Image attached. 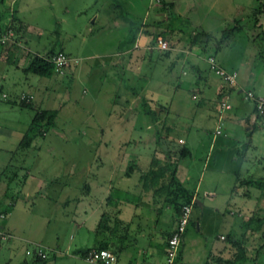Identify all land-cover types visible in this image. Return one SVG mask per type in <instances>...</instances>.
I'll return each mask as SVG.
<instances>
[{
    "label": "rangeland",
    "instance_id": "1",
    "mask_svg": "<svg viewBox=\"0 0 264 264\" xmlns=\"http://www.w3.org/2000/svg\"><path fill=\"white\" fill-rule=\"evenodd\" d=\"M163 1L169 2L170 0ZM174 1H176L177 10L180 11L179 14L173 8L162 10L160 0H15L13 8H11V10H14L10 11V14L16 16L27 26L21 38V46L19 47L21 51L25 48L32 52L36 51L40 54H45L62 49L69 57L76 58L91 54L90 57L92 58L88 62L90 63L91 71H93V74L91 73L92 77L94 80L101 82L99 87L104 88V91L110 86L108 81L111 76L107 70L108 68L103 63H109L107 56L116 50L117 41L123 39V43L126 40L128 42L131 36L127 28L128 25H138L147 30L156 27L162 29L164 28L163 26H166L170 31H173L174 37H181L180 39H187L192 31L198 32L206 29L214 36L212 38L214 45L223 30L228 35L227 39L218 48L210 49L215 62H219L222 65L220 67L227 72L234 70L237 82L248 81L247 85L244 84L247 87L245 89H250L252 86L257 95L264 96V0ZM259 3L262 4L259 5V9L262 11L257 13L256 8H258ZM7 7V0H0V13L1 15H7L5 26L12 25L11 15L9 13L6 14L8 12ZM161 10L165 12V15L168 11L165 21L163 19L164 16L162 17V14H160ZM93 15H96V18L92 22ZM13 24L16 25L15 23ZM15 36L17 34H14L12 38ZM147 40L148 42L143 49V56L139 61L131 65V68H138L140 75L138 77L137 75L134 77L129 75L128 80H126V75H124L123 83H128L130 91L136 92L140 87L144 88L145 93L148 92L149 94L144 93V98L151 97L149 106L153 110L156 106V89L170 97L171 105L167 114V121L175 123L170 126L169 130V135L173 139L171 142L178 145L174 136L186 134L189 143L185 142L184 145L189 148L190 152L182 159L185 164L192 166L190 170L192 171V176H194L191 181L195 183L198 173L200 176L203 174V177H206V170L202 166L200 167V163L202 164L206 154H213V150L216 148V146L207 148L208 140L211 136V111L217 102L214 96V87L213 85L207 86L196 99H190L189 92L192 84L189 85L185 80H181L175 88L171 83L174 81L173 75L163 71L161 68L162 66L166 67L168 59L162 54L163 51L156 46L155 42L150 43L149 34L147 35ZM128 44L131 47V42ZM170 45L174 47V43ZM2 47H5V45H2ZM21 47L23 48L21 49ZM147 47L152 50L149 52ZM156 49L158 51L161 50V53L157 52ZM1 65L0 183L3 181L8 184V189L6 188L7 196L13 190L12 186L15 183L14 181H16L15 179L9 180V178L15 173L19 180L22 177L21 175H23L21 167L37 170L43 177L49 175L46 178L49 181L53 179L51 175L54 174L57 178L53 182L61 181L60 178H64L63 180L67 183L76 181L74 179L75 172L65 173V169L66 171L68 169L76 171L78 167H82L85 162L89 161L94 152L102 151V148L96 146L94 142H87L82 139L83 134L94 132V128H100L103 133H111L114 137L117 136L116 134H121L120 136H122V134L128 133L132 138H138L135 142L131 139L126 142L124 149L129 154L136 155L139 163L145 160L146 153L151 152L153 148L162 149L163 143H159L158 138L160 136L158 135L163 134V130L159 131L156 124H150L149 128H147L146 123L150 120L147 114L144 115L145 121L140 122L141 120H139L134 124L133 128L125 123L126 120H122L123 123L121 122L117 125L108 123L111 119L109 120V117L107 118L105 114L108 111L117 112L118 109L110 105L107 91L102 92V90H99V92H94L91 82L93 79L88 78L84 81L83 79H78L75 81V79L70 78V75H63V72L61 73L62 75L54 73L59 75L56 79L60 80V85L52 86L54 89H51L49 93L54 94L55 97L54 100H50V104H47L50 106H46L38 102L39 96L42 94L41 86L44 79L29 73L26 80H16L15 71H13L11 64L5 63V67L2 70ZM85 68L86 65L80 71L81 76ZM18 72L22 74L21 71ZM177 73H179V69H177ZM185 76L180 75L179 78L182 79ZM209 76L215 81L222 80L212 70H209ZM13 80L15 83L10 88L7 83ZM133 87H135V90H133ZM28 90L32 92L30 94V105H19L18 96L20 94H29L26 92ZM57 103H61L62 106L59 108L52 126L46 128L43 133L35 132L34 141L28 148L17 146V141L13 135L21 128L27 130L35 109H41L44 106L54 108ZM231 121L230 118H225L226 125ZM223 122L220 124V131L226 133L224 130L226 125ZM258 132L262 139L261 145L257 147V159L259 161L247 155L242 160L240 154L244 153V151L240 149V146H235L237 154H239L238 161L229 158L230 149H226L227 151L223 153L220 159L223 160V168L236 165L240 169V177L246 176L248 172H245V170L253 174L258 173L257 170H260V167L264 165V127L259 128ZM156 135L158 138H156ZM171 142L164 143V148H167L166 145L169 147ZM111 143L112 146L106 149L113 150L116 153L117 151L115 150H119L116 146L117 142L113 141ZM174 144H171L170 147H174ZM132 160L134 161L133 158ZM170 160H174L172 154H170ZM216 161L217 157L214 158V163ZM76 186V183L70 184L66 187L65 192L73 195L77 191ZM241 190L243 191V188ZM213 191L214 196L216 195L215 193L229 192L225 187ZM198 193V195L202 194L201 191ZM33 198L32 200L30 199L32 202L27 204L28 213L26 214L25 226L17 227L20 233L33 234L46 239L49 238L50 234H57L59 232L58 229L65 231L66 237L72 234L67 230L68 223L73 219L74 209H76L70 202L71 200L65 205L64 203L50 205L45 200ZM216 198H219L218 194ZM201 201L205 206V210L203 219L200 220V231L203 230L209 233L206 237L200 235L198 239L205 240L203 242L207 243V245L210 242L221 244L224 241L218 239V235L223 232L222 224L225 216L214 213V202L203 199ZM192 203L190 204V209ZM12 205L13 203L6 204L0 194V212L3 213L0 221H5L6 213ZM219 211V213L225 215V212ZM188 215L189 221V217L192 214ZM17 219L16 224L19 226L21 224H19L20 219ZM188 221L182 234L184 232L185 235L189 234V232L192 234V232L196 231L195 224L193 225ZM193 221H196V218H193ZM63 224L64 226H62ZM236 224L238 225L237 218L235 219ZM5 240H1L0 264L30 263V260L34 257L31 255L33 244L29 242L22 243L23 249L26 248L30 252L26 254L23 253V249L20 250L19 248L18 250V247L13 252ZM38 247V245H35V248ZM252 252L249 254L250 257L240 260L238 264H264V250L260 251L255 258ZM51 258L52 254L49 253L47 260ZM209 259V264H218L215 262V254L211 253L208 256ZM177 264L185 263L181 261ZM189 264L196 263L193 261Z\"/></svg>",
    "mask_w": 264,
    "mask_h": 264
},
{
    "label": "crops",
    "instance_id": "2",
    "mask_svg": "<svg viewBox=\"0 0 264 264\" xmlns=\"http://www.w3.org/2000/svg\"><path fill=\"white\" fill-rule=\"evenodd\" d=\"M14 2L15 0H7L8 12L6 14H10V11L14 10H11ZM169 2H171V8L179 14L180 11L177 10L176 1L170 0ZM160 14H162V17L164 16L163 19L165 21L167 19L165 12L161 10ZM11 17L12 23H15L19 30L15 33L17 36L12 38L5 47L1 46L0 48L1 70L5 67V63H9L13 67V71H15L16 80H26L30 72H25L23 68L29 58L33 54H43L36 51L32 52L23 47H21V49L23 48L22 51L20 50L21 38L27 26L16 16L11 15ZM6 18L7 15H1L0 13V30L4 28ZM95 18L96 15H93L91 21L93 22ZM163 27L162 29L164 30L167 28L166 26ZM144 30V27H138L136 37L131 42V47L127 40L124 43L123 39L117 41L116 50L107 56L109 63L104 62L103 64L108 68L111 78L108 81L110 86L107 85L109 88L105 91L104 88L99 87L101 82L94 80L92 77L93 71H91V66L88 62L92 58L90 57L91 54L79 58L71 57L72 60L63 69L62 74L70 75V78L75 79V81L78 79H83V81L88 78L93 79L91 82L94 92H99V90L108 92L110 105L118 109L117 112L108 111L105 114L107 118L109 117V120L111 119L108 122L111 125H117L118 123H123L122 120H126L125 123L133 128L134 124L139 120H141L140 122L145 121L144 115L146 114L142 110L140 98H144V95L148 94V92L145 93L142 87L137 89L136 92L130 91L128 83H123L124 75H126V80H128L129 75L133 77L140 75L138 68H131V65L139 61L143 56V49L148 42V34ZM202 30L209 33L211 37L199 36L191 41H189V38L180 39L181 37H179L176 39L173 31L167 32L165 35L167 38L163 37L168 44V49L164 50L165 53L162 52V54L168 59V64L166 67L162 66L161 68L163 71L173 75L174 81L171 83L175 88L178 82L185 80L189 85L192 84L189 98L196 99L207 86L213 85L214 96L217 99L216 105L211 111V136L207 144L208 149L214 146L216 148L213 150V154H206L204 161L202 164L200 163V167L202 166L206 170V177L204 178L203 174L200 176L198 173L195 183H192L191 179L194 176H192V171L190 170L192 166L185 164L182 158L174 159L176 180L179 181L182 187L192 191L193 203L189 211V214L192 215L189 217L188 222L195 224L196 231L192 232V234L189 232L186 235L184 232L181 235L176 255L169 264H177L181 261L185 264L193 261L196 264H209L210 259L208 260V256L211 253L215 254L216 263L230 264L225 262V260L234 259L235 242H238L244 258H247L252 250L254 258L260 251L264 250V183L257 186L240 182L241 179L247 177H264V165L260 167V170H257V174L245 170V172H248L246 176L240 177L239 167L234 165L223 168V160H220L223 153L227 151L226 149H230L229 158L238 161L239 154H237L235 146H240V149L244 151V153L240 154L242 160L247 155L259 161L257 159V147L261 145L262 139L258 129L264 127V115L254 116L252 101L243 97V90L247 88L244 84L247 85L248 81L237 82L235 80V85L227 88L222 80L215 81L209 76V70L211 71V69L208 67L205 58L207 55H211L210 49L218 48V46L213 43L212 38L214 36L208 30ZM193 33L195 31L191 32V34ZM171 43H174V47L170 45ZM60 50L63 51L62 49L57 51ZM147 50L150 52L152 49L147 47ZM156 51L161 53V50L158 51L156 49ZM217 63L222 66L219 62ZM84 65H86V68L81 76L80 71ZM177 69H179V73H177ZM18 71H21L22 74ZM180 75L186 76L180 79ZM57 76L59 75L54 73L50 76H39L44 79L41 86L42 94L38 99L39 104L50 106L47 104H50V100H54V94L49 92L54 89L52 86L60 85V80L56 79ZM13 83H15L14 80L9 81L7 85L11 88ZM250 89L256 94L252 86ZM133 90H135V87H133ZM19 92L23 93L22 91ZM26 92L32 94L29 90ZM150 98L149 96L144 98L146 102L148 101V105H150ZM223 99L227 100L229 108L222 111V122L224 121L223 124H225V118H230L232 121L227 123V125L225 124L226 128L224 130L226 133L215 134L213 129L216 122L218 104ZM170 105V97L156 89L154 118L148 120L146 127L149 128L150 124H156L159 131L163 130V134L159 135L160 137L158 138L159 143H163V147L161 146L162 150L164 149V143L173 140L169 135V130L170 126L175 123L167 121ZM61 106V103H57V106L54 107L57 110L56 114ZM45 108L50 109L52 107ZM113 116L114 118H112ZM25 131V129L21 128L13 135L17 141V146H20V140ZM93 131L83 134L82 139L83 141L94 142L96 146L102 148V151L94 152L89 161L85 162L82 167H78L76 171H70V169L66 171L65 169V173L75 172L74 179L76 181H73V183L71 181L70 183L65 182L64 178H60L61 181L53 182L57 178L54 176L55 174L51 175L53 179L50 181L46 180L49 175L43 177L37 170H30L28 167H21L23 175H21L22 177L19 180L15 173L11 175L9 180L15 179L16 181H14L13 190L8 196L6 195L8 184L3 181L0 183V194L6 204L13 203L10 210L6 213L5 221H0V231L5 236L2 240L6 239L5 241L13 252L17 247L18 250L19 248L22 250V243L24 242L33 244L31 248L32 256L35 257L37 255L36 249H40L45 255L39 264H98L84 260L82 253L90 247H96L100 240L105 241V248L115 254L114 264H167L165 255L166 241L175 224L177 215L171 205L164 199V192L155 190L156 184L164 181V178L160 177L157 183L151 184L148 183L150 180H144L141 176V173L157 166L156 163H151V158H156L158 164L159 161L160 163L162 162L161 149L153 148L151 152L146 153L145 160L139 163L136 155L129 154L124 149L126 142H129L130 139L135 142L138 138H132L128 133H124L122 136H120L121 134H116L117 136L114 137L111 133H103L100 128H94ZM174 138L178 145L185 144V142L189 143L186 134L176 135ZM32 141H34V137H32L27 147L22 148H28ZM113 141L117 142L116 146L119 149L115 150L117 151L116 153L113 150L106 149L112 146L111 142ZM171 144L174 143L171 142L169 147L166 145V149L171 150V154L175 157L174 151L178 145L174 144V147H170ZM215 157H217L216 163H214ZM75 183L77 184L75 187L76 193H73V195L67 194L65 192L66 187ZM224 187L229 192L215 193L219 195V198H216L213 190ZM242 188L243 191L241 190ZM200 191L202 194L198 195ZM203 192H211L212 196L206 197ZM33 197L45 200L50 205L59 203H64L65 205L71 200L70 202L76 209H74L73 219L68 223L67 230L72 234L66 237V232L58 229L59 232L57 234H50L49 238L46 239L33 234L20 233L17 227L25 226L26 214L28 213L27 204L32 202ZM202 199L214 202V213L225 216L222 224L223 232L218 235V239L224 241L221 244L210 242L207 245V243L203 242L205 240L198 239L200 235L206 237L209 233L203 230L200 231V220L203 219L205 210ZM219 210L225 212V215L219 213ZM103 214L106 216L104 217L105 227L101 231H97V223ZM17 218L20 219L19 224H21L19 226L16 224ZM193 218H196V221H193ZM236 218L238 225H235ZM35 245L39 247L35 248ZM23 253L29 254L30 252L24 248ZM49 253L52 254V258L47 260ZM12 254L15 256L14 253ZM33 263L32 258L29 264Z\"/></svg>",
    "mask_w": 264,
    "mask_h": 264
},
{
    "label": "trees",
    "instance_id": "3",
    "mask_svg": "<svg viewBox=\"0 0 264 264\" xmlns=\"http://www.w3.org/2000/svg\"><path fill=\"white\" fill-rule=\"evenodd\" d=\"M160 5H161L162 10L171 8V2L160 0ZM259 5H262V4L261 3L258 4L257 6L258 8H256L257 13H260L262 11L259 9ZM167 12H166V15H167ZM255 17H254V20H255ZM138 27H139L138 25L137 26L128 25L127 28H128L129 33L131 34L130 38L128 39L129 42H132L134 38L136 37ZM7 28L13 29L14 34L17 33L19 30L18 26H15L12 23V25H9V26L7 25L0 31H4ZM144 31H146V33L150 35V43H154L158 37L162 38L163 40H164L163 37L167 38V36L165 35L167 34L168 31H170V29L165 28V30L164 29L161 30L158 28H154L151 30L145 29ZM199 36H203L206 38L211 37L209 33L201 30L193 34L190 33V36L188 38H189V41H191L192 39L197 38ZM227 37L228 35H226V32H223L222 30L216 41V46H219L221 43H223L227 39ZM6 44H0V46L2 45L4 46ZM166 49H168V47ZM54 52L50 51L49 53H45L43 55H37V54L31 55L28 62L24 66L23 70L25 72H30L38 76H50L54 72H53V65L50 62L49 57ZM30 99L31 98H25V97L19 98L18 96V103L19 105L29 106ZM140 100H141L143 112L150 117V120H152L154 118L155 111L152 108H150V106L148 105V103L146 102L144 98L141 97ZM56 111L57 110L55 108L35 109V112L33 116L31 117L27 130L21 137V140H20L21 148L27 147V145H29L32 137H34L35 132L43 133L46 128H48L49 126H52L54 122V117L56 115ZM256 116L258 117L260 115H256ZM158 136L156 138H158ZM161 151H162V156H163L162 162L158 164V160L156 158H151V163L152 162L156 163L157 166L154 169H149L147 172L141 173V176L144 178V180L145 179L150 180L148 181V183H151V184L157 183V180L160 177L164 178L163 179L164 181H162L159 184H156L155 190L159 192H164V199L167 201L168 204L171 205V207L174 209L177 215L180 210V207L184 204L190 203V201L192 200L193 198L192 191L182 187L179 181L176 180L175 175H174L175 160L173 161L170 160V154L172 153L171 150L164 148L163 150L161 149ZM174 154H175L174 159L182 158L189 154V150L184 144L182 145L180 144L176 147ZM240 182L243 184H254V185L259 186L262 183H264V177H258V178L247 177V178L241 179ZM104 217L106 216L103 214L100 220L98 221L97 226H96L97 231H101L102 229H104L105 227ZM234 245L236 246L234 259L225 260V262L230 263V264H238L240 260L244 259L243 253L241 249L239 248L238 242H235ZM105 247H106V242L103 240H100L96 244V248H105ZM42 259L43 257L35 255V257H33V262H34L33 264H39L42 261Z\"/></svg>",
    "mask_w": 264,
    "mask_h": 264
},
{
    "label": "built area",
    "instance_id": "4",
    "mask_svg": "<svg viewBox=\"0 0 264 264\" xmlns=\"http://www.w3.org/2000/svg\"><path fill=\"white\" fill-rule=\"evenodd\" d=\"M14 36V33L12 29L7 28L4 31L0 32V44H4L5 42H8L12 37ZM156 46L163 50L166 49L167 43L162 38H157ZM50 62L53 65V72L61 74L63 72L64 67L72 60L71 57L66 55L63 51H56L49 57ZM206 63L208 64V67L225 83V86L227 88H230L235 85V72H227L222 67H220L214 60V58L211 55H207L205 58ZM31 98L30 94H20L19 98ZM193 97V95H192ZM243 97L245 99H249L253 103L254 108V116L256 115H264V96L254 94L252 90L250 89H244L243 90ZM229 108V103L226 99L220 100L218 104V110H217V116H216V122L213 129V132L215 134H219L220 131V124L222 122V116L221 113L223 110ZM203 195L206 197L212 196L211 192H203ZM193 202V198L188 204H184L180 207V210L176 216L175 224L167 238L166 241V247H165V255H166V263L169 264L174 256L176 255L177 247L179 244L180 237L184 231L185 225L188 221V214L190 210V204ZM3 217V213L0 212V219ZM4 235L2 231H0V245L1 240L4 239ZM36 254L40 257H44V253L40 251V249H36ZM83 259L92 262V263H99V264H114L115 262V254L107 249V248H96V247H90L85 250L83 253Z\"/></svg>",
    "mask_w": 264,
    "mask_h": 264
}]
</instances>
